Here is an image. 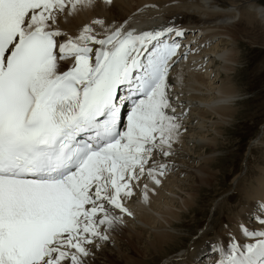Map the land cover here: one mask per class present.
<instances>
[{"label":"snow or ice","instance_id":"1","mask_svg":"<svg viewBox=\"0 0 264 264\" xmlns=\"http://www.w3.org/2000/svg\"><path fill=\"white\" fill-rule=\"evenodd\" d=\"M112 4L0 0V264H90L134 217L128 203L138 193L150 203L174 168L192 105L173 90L185 74L171 72L200 47L183 42L195 30L171 18L135 27L154 3L123 22L69 27ZM245 173L246 162L237 181ZM238 229L212 243L210 264H264V201Z\"/></svg>","mask_w":264,"mask_h":264},{"label":"bare ground","instance_id":"2","mask_svg":"<svg viewBox=\"0 0 264 264\" xmlns=\"http://www.w3.org/2000/svg\"><path fill=\"white\" fill-rule=\"evenodd\" d=\"M152 3L158 7L146 8L133 17L131 23L135 27L148 28L171 18L174 23L182 25L186 29L195 30V32L189 31L187 33L184 43L196 41L193 44L194 49L200 45L197 51L189 53L187 61L178 64L173 73L174 77L180 71L185 74L183 89L173 79V90L177 94L182 90L184 95L181 99L191 102L192 105L185 125L187 131L174 145L176 151L174 156L170 158L174 164L171 174L174 172V175L180 176V174L187 173L189 177L187 184L175 185V188L178 191H183L186 196L173 191V184L168 187L165 185L167 187L165 188L166 193L161 190L156 194L155 192L150 193L148 206H150L149 210L152 213L140 215V219H136L140 223L127 217L129 222L125 220L126 223L120 226L119 230L111 233L114 242L103 243L99 249L93 248L95 259L91 260L90 264H143L147 255L156 256L155 254L158 252L163 254L166 250H162L165 245L172 244L177 239V235L169 231L166 226L169 228L179 226V223L175 222L174 219L181 217L183 213L164 209L172 200V195L169 197L168 194H178L187 209L195 207L192 203H197L199 190L203 185L211 184L215 176V173L211 172L209 168L217 163L215 161L217 159L211 155L212 152L224 147L218 139L224 136L228 125L241 113H238L236 107L239 99L229 105L218 104L215 108H209L205 105L219 100L224 95L239 94L236 93L234 86L226 77L230 79L240 73L234 64L242 58L241 51L238 52V49L243 46L242 42L264 44V8L257 0H179L176 4L170 3V0H113L111 6L101 5L94 11L82 12L69 27L90 22L97 17L104 18L108 23L113 20L123 22L133 13H136L138 8H143L145 4ZM200 32L202 34L198 36ZM210 53L216 54L218 58L221 57L224 60L222 64L217 65L213 63L215 58L205 57L207 61L210 59V64L219 67L224 73L219 70L214 71L203 63L205 61L204 55ZM200 65L203 67H199ZM231 72L234 73L233 76ZM212 74H215L213 78H211ZM217 77L222 81L220 84L216 83ZM256 141L258 140L256 139ZM197 161L198 165H194ZM262 164L264 165V158ZM248 173L257 174V176L254 175L256 177L250 179V187H239L243 179H239L237 182L238 194L248 202L244 208L245 213L235 218H229L230 222L234 223L229 231L231 230L230 232L235 236L241 235L238 223H245L249 213H255L257 202L264 201V168L255 169L251 168L250 165ZM179 182L183 181L180 179ZM188 195L189 198H187ZM154 196L163 200L162 202L165 201L164 204L160 205L162 203L157 202ZM135 201L139 202L138 205H143L140 196ZM130 203L133 205L134 201L132 200ZM225 232V234L220 232L217 239H214L216 241L221 240L226 245L228 232ZM214 239L203 243L199 248L197 247L198 250L195 249V252L187 256L190 258L191 256L197 257L208 254L207 252L212 249V243L216 242Z\"/></svg>","mask_w":264,"mask_h":264},{"label":"rangeland","instance_id":"3","mask_svg":"<svg viewBox=\"0 0 264 264\" xmlns=\"http://www.w3.org/2000/svg\"><path fill=\"white\" fill-rule=\"evenodd\" d=\"M257 2L263 5L264 8V0H257ZM242 44L243 46L238 49V52L241 51L242 53V58L235 63L236 65L234 64V67L240 73L230 79L226 77L234 86L236 93H239L238 99L240 102L236 103V107L238 113H241L238 114L239 117L233 119L232 125H228L224 136L218 139L224 147L218 148L217 151L215 150L211 154L214 159L218 160H215L217 162L215 166L209 168L211 172L215 173V176L211 184L203 185L199 190L197 203H192L195 206L192 209H187L178 194H168L169 197L172 195V200L169 201L168 207L164 209H172L183 213L181 217L174 219L175 222L179 223V226L173 228L166 226L169 231L177 235V239L172 244L165 245L162 249H166L163 254L158 252L160 255H147L143 264H193V256L190 258L188 256L195 252V249L198 250L199 246L207 241L217 239L220 232L224 234L225 231L228 232L234 226L229 218H235L245 213L244 208L248 205V202L238 194L237 177L244 170L246 162V173L240 178V180H243L242 182L239 181V187L247 188L251 186L250 179L257 176V174H249L248 167L251 165V168L255 169L264 168L262 164L264 158V44H248L246 42H242ZM209 64L208 60L207 66H212L215 70L220 69ZM214 75L212 74L211 78ZM231 75L233 76L234 73L231 72ZM216 79V83L220 84L222 82L218 77ZM194 165H198V161ZM172 174L170 171L163 179L162 184L155 187V194L159 190L165 191V188L173 184V191L175 190V192L186 196L183 191H178L175 185L187 184L189 180L187 173L180 174V176ZM184 177L185 179H182ZM180 179L183 182H179ZM138 196L139 193L136 199H138ZM189 197L188 195L187 198ZM154 198L157 202L162 203L160 205L165 202L159 200L157 196H154ZM136 199L133 200V205L130 202L131 205L128 203L129 208L133 213L135 212V217H129V219L140 223L136 219H140L139 216H142V214H151L152 211L149 210V203L142 202L143 205L140 206L138 205L139 202L135 201ZM129 219L125 220L129 222ZM253 219L254 214L249 213L245 223H250ZM224 225H227V228ZM254 226L259 227V225ZM215 239L214 241H216ZM210 251V254L207 252V255L197 256L200 264H210L211 259L214 257L212 249Z\"/></svg>","mask_w":264,"mask_h":264},{"label":"clouds","instance_id":"4","mask_svg":"<svg viewBox=\"0 0 264 264\" xmlns=\"http://www.w3.org/2000/svg\"><path fill=\"white\" fill-rule=\"evenodd\" d=\"M238 98H239L238 94H234V100H233V102H234L236 99H238Z\"/></svg>","mask_w":264,"mask_h":264}]
</instances>
